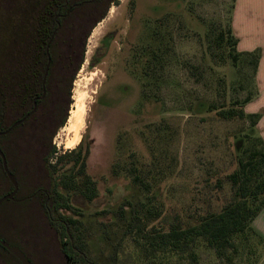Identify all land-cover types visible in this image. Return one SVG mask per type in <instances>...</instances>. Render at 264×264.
<instances>
[{"label": "rangeland", "instance_id": "374dc122", "mask_svg": "<svg viewBox=\"0 0 264 264\" xmlns=\"http://www.w3.org/2000/svg\"><path fill=\"white\" fill-rule=\"evenodd\" d=\"M230 28L242 57L225 55L220 66L214 36ZM99 51L101 61L92 67ZM154 51L158 58L152 61ZM247 97L246 112L257 116L256 134L249 122L221 120L207 108ZM63 100L67 108L72 104L52 140L55 183L69 169L80 180L79 166L70 162L78 156L69 153L78 149L82 161L89 148L86 172L97 189L92 201L74 202L71 211L60 208L55 215L77 221L69 229L89 261L79 264L264 263V237L251 231L236 239V252L219 256L201 243L182 258L147 255L127 236L133 206L159 227L194 222L233 200L227 176L246 148L259 145L258 138L264 144V0H117L92 29L85 61ZM71 115L79 121L80 141L69 148L75 139ZM28 217L23 206L7 207L2 232L27 235ZM46 230L56 240L53 263L46 261L68 264L58 249L60 237ZM47 248H35L41 260ZM9 261L2 264H15Z\"/></svg>", "mask_w": 264, "mask_h": 264}, {"label": "trees", "instance_id": "16d2710c", "mask_svg": "<svg viewBox=\"0 0 264 264\" xmlns=\"http://www.w3.org/2000/svg\"><path fill=\"white\" fill-rule=\"evenodd\" d=\"M116 1L0 0V132L8 131L25 118L37 103L36 111L24 123L0 136V149L19 184L15 199L0 206V238L19 247L32 264L36 263L22 246L24 243L32 248L39 264H51L46 258L51 261V249L56 240L46 229L60 237L58 249L68 264L89 263L83 248L74 244V234L69 229L77 221L64 217L57 219L55 215L60 208L71 211L74 202H90L97 196L92 178L86 172L85 158L89 156L90 149L82 161V153L78 149L69 153V156L74 153L78 156L70 162L79 166L80 180L73 174L75 169H69L60 182L55 183L50 163L57 149L52 140L68 120L72 102L69 100L67 108L62 99L85 61L90 33ZM214 38V46L220 51V56L217 52L214 58L220 57L217 59L220 66L226 63L225 55L233 61L242 57L237 51L238 41L231 28L220 29ZM109 41L111 35L103 39L104 48H108ZM229 48L237 53L229 52ZM100 51L93 58L92 67L101 61ZM155 52L152 61L158 58ZM49 57L46 96L42 98ZM67 92L70 97V91ZM251 100L247 97L233 104L224 101L220 105L210 104L207 108L221 120L249 122L256 134L257 116L248 114L245 109ZM258 139L259 145L246 148L238 158L237 168L227 176L233 200L220 211L208 212L194 222L177 221L157 227L151 225L150 218L140 216L138 206H133L127 213V236H132L150 256L166 253L182 258L195 254L194 249L201 243L215 249L219 256L225 255L229 249L236 252V239L248 231L259 234L253 223L264 209V144ZM14 190L0 157V199ZM20 206L29 216L25 223L27 235H7L1 230L3 212L7 207L15 209ZM39 246L48 247L47 256L42 260L35 250ZM9 260L22 264L0 244V264Z\"/></svg>", "mask_w": 264, "mask_h": 264}, {"label": "water", "instance_id": "95a60500", "mask_svg": "<svg viewBox=\"0 0 264 264\" xmlns=\"http://www.w3.org/2000/svg\"><path fill=\"white\" fill-rule=\"evenodd\" d=\"M54 38V36H53ZM52 38V40H53ZM51 40V42H52ZM49 67H50V57H49V63L47 65L46 71H45V75H44V79H43V96L42 98H44L46 96V89H45V85H46V81H47V77H48V73H49ZM37 109V103H34V110L28 114L25 118H23L22 120L16 122L8 131L6 132H0V136H4L8 133H10L15 127L19 126L20 124L24 123ZM0 157L2 158V162H3V168L5 173L7 174L8 178L10 179V181L12 182V184L15 187L14 192H12L9 195H6L4 197H2L0 199V206L8 201V200H14L15 196L19 190V184L17 182V179L15 178V176L11 173V171L9 170L8 167V163H7V159L5 154L3 153V151L0 149ZM0 244L7 249L12 255H14L22 264H32V262L28 259V257L25 255V253L17 246H13L10 245L8 242H6L5 240L0 238Z\"/></svg>", "mask_w": 264, "mask_h": 264}, {"label": "bare ground", "instance_id": "6f19581e", "mask_svg": "<svg viewBox=\"0 0 264 264\" xmlns=\"http://www.w3.org/2000/svg\"><path fill=\"white\" fill-rule=\"evenodd\" d=\"M71 121H72V123H71ZM69 122L71 123V125H69L70 127L68 126V128H70V132H74L75 133V139H73V141L68 144V147L70 148V147H73V146L77 145L79 143V141H80V138H79V132H78V128H77L78 126L75 125V124H78V122H79V121H77V117H73V115H71V117L69 119Z\"/></svg>", "mask_w": 264, "mask_h": 264}, {"label": "crops", "instance_id": "0c3cea01", "mask_svg": "<svg viewBox=\"0 0 264 264\" xmlns=\"http://www.w3.org/2000/svg\"><path fill=\"white\" fill-rule=\"evenodd\" d=\"M259 220V221H258ZM253 226L255 230L264 237V209L261 212V214L257 217V219L254 221ZM264 264V263H261Z\"/></svg>", "mask_w": 264, "mask_h": 264}]
</instances>
